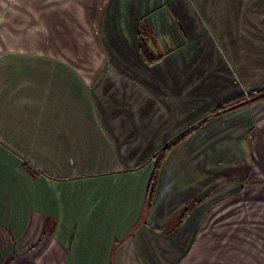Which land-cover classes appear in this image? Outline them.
<instances>
[{"label": "crops", "instance_id": "obj_1", "mask_svg": "<svg viewBox=\"0 0 264 264\" xmlns=\"http://www.w3.org/2000/svg\"><path fill=\"white\" fill-rule=\"evenodd\" d=\"M64 1L47 0L53 6L45 10L40 0H0V264H264V152L252 151L264 130L250 139L244 128L231 131L219 154L209 143L203 152L195 138L177 147L159 174L147 215L173 102L146 92L132 101L131 91L132 102L122 106L119 84H100L94 92L77 69L47 50L56 36L55 6ZM263 2L237 0L232 15H222L216 0L187 4L209 23L214 48L233 69L235 97L264 83V67L246 64H264ZM184 6L180 0L178 10ZM213 73L219 83L216 69L201 75ZM165 91L167 85L160 96L167 97ZM105 96L116 105L105 104ZM250 113L264 126V101ZM203 178L213 182L207 189ZM217 184L230 187L207 201L203 213L194 208L188 214L184 222L191 227H165L171 210Z\"/></svg>", "mask_w": 264, "mask_h": 264}, {"label": "rangeland", "instance_id": "obj_2", "mask_svg": "<svg viewBox=\"0 0 264 264\" xmlns=\"http://www.w3.org/2000/svg\"><path fill=\"white\" fill-rule=\"evenodd\" d=\"M181 1L186 11L181 10L188 13L186 17L181 16L182 11H179L180 0H65L55 6V41L44 45L56 58L77 69L87 83L94 86V92L100 84H119L125 98L121 101L120 92L116 91V88L114 92L119 94L122 106L140 100L139 95L145 92L148 97L151 94L154 100L167 98L173 102L169 104L168 109L170 147L166 151H159L144 210L147 215L156 202L159 174L166 166L167 158L169 159L177 147L195 138L199 139L201 147H206L203 152L207 151L206 145L209 143L211 149L219 154L223 150L219 148L233 135L231 131L244 128L248 130L247 138L250 139L251 133L264 130L263 124L254 120L250 113L255 104L264 101V87L260 88L264 85L263 81L252 89L250 86L243 96L235 97L232 91L235 84H230L235 82L236 77L221 50L214 48L215 38L209 23L200 17L192 3L187 5L189 0ZM210 1L206 0V3L210 4ZM46 3L47 0H40V8H52L53 3L51 6ZM216 3L221 6L222 15L235 13L233 10L236 6L233 8L232 4H236L237 0H216ZM65 7L67 9L62 13ZM212 16H217L218 21L222 19L219 13ZM238 18L241 19V16ZM245 19L247 20V17ZM250 19H253L252 15ZM189 20L193 23L190 24ZM13 31L21 33V29L17 27ZM49 39L54 40L51 37ZM204 42L205 46H202ZM244 42L249 46L248 42ZM246 64L251 68L253 65L264 67V64L257 60L248 61ZM210 68L219 73V83L216 82L217 76L214 73L211 76L201 75L205 69ZM148 84H155L158 86L157 90ZM219 84L220 88L217 86ZM165 85L167 97L159 94V90H164ZM111 90L107 89L108 94ZM131 91L134 95L132 101L129 99ZM105 97L108 99L105 104L116 105L117 99ZM146 102L149 103V100ZM236 103L241 104L236 106ZM241 110L244 111L243 114L237 116V112ZM157 111L154 109L153 114L157 115ZM235 118L237 124L230 127L229 123H235ZM238 122L242 123V126ZM184 133L188 134L183 137ZM262 134L264 135V132ZM263 149L264 141L260 142L259 148L252 151L264 152ZM202 182L203 189L209 187V182L213 183L205 178ZM240 184L244 186L247 182L243 179ZM228 187L230 186L225 188L217 184L207 196L201 195L199 200L181 207L176 206L170 211L168 225L165 227H191L188 220L184 222L188 214L194 208L196 211L198 209V213H203L207 201L224 196L227 192L224 190H228ZM177 209L179 210L176 211Z\"/></svg>", "mask_w": 264, "mask_h": 264}, {"label": "trees", "instance_id": "obj_3", "mask_svg": "<svg viewBox=\"0 0 264 264\" xmlns=\"http://www.w3.org/2000/svg\"><path fill=\"white\" fill-rule=\"evenodd\" d=\"M236 104H237V103H236ZM240 104H241V103L237 104L236 106H238V105H240ZM188 133H189V131H188ZM188 133H186V134H188ZM186 134L184 133L182 136L184 137V136H186ZM177 140H178V139H177ZM172 144H173V143H172ZM169 147H170V145L167 144V145L164 147L163 151L168 150ZM153 179H154V175L152 176L151 182H153ZM151 182H150V184H151ZM149 188H150V185H149ZM148 194H149V189H148Z\"/></svg>", "mask_w": 264, "mask_h": 264}]
</instances>
